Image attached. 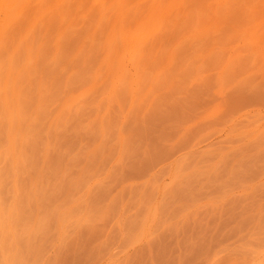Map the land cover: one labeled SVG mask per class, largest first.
Instances as JSON below:
<instances>
[{
  "label": "rangeland",
  "instance_id": "374dc122",
  "mask_svg": "<svg viewBox=\"0 0 264 264\" xmlns=\"http://www.w3.org/2000/svg\"><path fill=\"white\" fill-rule=\"evenodd\" d=\"M0 264H264V0H0Z\"/></svg>",
  "mask_w": 264,
  "mask_h": 264
}]
</instances>
